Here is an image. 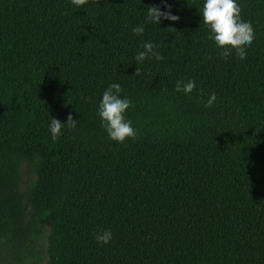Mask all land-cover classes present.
I'll return each instance as SVG.
<instances>
[{
	"label": "trees",
	"instance_id": "trees-1",
	"mask_svg": "<svg viewBox=\"0 0 264 264\" xmlns=\"http://www.w3.org/2000/svg\"><path fill=\"white\" fill-rule=\"evenodd\" d=\"M46 229L48 264H264V0H0V264Z\"/></svg>",
	"mask_w": 264,
	"mask_h": 264
},
{
	"label": "rangeland",
	"instance_id": "rangeland-1",
	"mask_svg": "<svg viewBox=\"0 0 264 264\" xmlns=\"http://www.w3.org/2000/svg\"><path fill=\"white\" fill-rule=\"evenodd\" d=\"M23 171H25V167L23 166ZM22 187H25V183L22 184ZM47 235H48V229H46L45 233H44V243H45V247H39V249L41 250V255L38 257H32V262L34 264H48V257L46 254V242H47Z\"/></svg>",
	"mask_w": 264,
	"mask_h": 264
}]
</instances>
